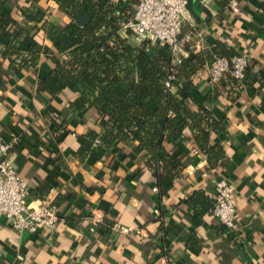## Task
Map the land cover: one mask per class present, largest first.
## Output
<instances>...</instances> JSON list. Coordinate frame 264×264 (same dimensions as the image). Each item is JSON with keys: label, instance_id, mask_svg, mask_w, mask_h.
I'll return each instance as SVG.
<instances>
[{"label": "crops", "instance_id": "0c3cea01", "mask_svg": "<svg viewBox=\"0 0 264 264\" xmlns=\"http://www.w3.org/2000/svg\"><path fill=\"white\" fill-rule=\"evenodd\" d=\"M262 1L223 12L215 0L200 4L210 13L199 9L202 39L192 49L221 39L249 52L251 74L239 89L228 77L217 83L205 75L200 83L201 98L219 90L217 111L228 119L227 131L213 135L225 150L221 167H209L186 129L179 142L187 152L185 168L159 181L138 141L96 144L94 154L80 155L88 129L101 130L94 111L68 109L75 97L69 89L57 95L39 89L57 52L42 25L71 17L54 0H0V139L13 144L8 156L28 182V203L52 201L64 219L53 233H32L17 232L0 217V264H264ZM59 116L67 123L60 137L52 129ZM220 177L235 186L238 236L207 209ZM117 224L133 231L120 232Z\"/></svg>", "mask_w": 264, "mask_h": 264}, {"label": "trees", "instance_id": "16d2710c", "mask_svg": "<svg viewBox=\"0 0 264 264\" xmlns=\"http://www.w3.org/2000/svg\"><path fill=\"white\" fill-rule=\"evenodd\" d=\"M54 1L71 21H45L42 25L55 41L57 52L52 57L54 69L40 82L39 89H48L54 95L69 89L75 97L68 101V109L80 115L94 111L101 130L88 129L80 155L94 154L96 144L117 148L138 141L152 159L150 167L156 178H174L187 163V152L179 142L185 130L190 129L194 141L206 153L209 167L219 169L225 150L213 135L227 131L228 119L217 111L219 90L214 88L201 98L200 83L216 57L231 58L247 52L239 53L217 39L198 52L188 48L189 55L174 64L169 46H151L147 40L141 44L130 41L132 32L126 25L134 17V0ZM230 1L215 0L221 12L233 9ZM236 1L239 7L247 0ZM194 8L198 14L200 8L210 13L199 0H194ZM260 8L264 13V0ZM82 13L89 16L85 24L77 21ZM37 15L42 19L45 11L40 10ZM202 22L196 21L199 28ZM191 30L190 24H184V32ZM41 48L37 46L38 50ZM250 74L248 64L244 80L226 73L217 83L228 77L232 87L239 89L248 84ZM60 116L52 123L58 136L67 131V123ZM214 204L215 199L207 205L210 213Z\"/></svg>", "mask_w": 264, "mask_h": 264}, {"label": "built area", "instance_id": "2783aa9c", "mask_svg": "<svg viewBox=\"0 0 264 264\" xmlns=\"http://www.w3.org/2000/svg\"><path fill=\"white\" fill-rule=\"evenodd\" d=\"M134 1V17L126 27L131 29L139 44L147 40L151 46H169L173 63L179 64L189 55V49L201 41L202 31L187 7L188 0ZM211 2L212 0H199V3L206 7ZM229 6L236 8L237 1L231 0ZM186 21L193 27V31H183ZM249 57V52L231 58L216 57L208 66L206 76L210 81L217 82L224 74L231 73L239 80H244ZM167 84L170 85L169 82ZM12 146V143H6L0 139V217L6 218L17 232L27 230L32 233H53L64 221L59 214L58 207L52 201L36 206L28 203V182L17 171L13 160L8 156ZM234 192L235 186L227 178L217 179L215 204L211 213L228 232L238 236L241 226L233 200ZM115 228L124 233L133 231L132 227L118 224Z\"/></svg>", "mask_w": 264, "mask_h": 264}, {"label": "water", "instance_id": "95a60500", "mask_svg": "<svg viewBox=\"0 0 264 264\" xmlns=\"http://www.w3.org/2000/svg\"><path fill=\"white\" fill-rule=\"evenodd\" d=\"M187 7H188L190 13L192 14V16L197 21H199L200 20V17L198 15V13L195 11V8H194V0H188ZM88 19H89V16L86 13H82V14H80V15L77 16V21L80 24H85L88 21Z\"/></svg>", "mask_w": 264, "mask_h": 264}, {"label": "rangeland", "instance_id": "374dc122", "mask_svg": "<svg viewBox=\"0 0 264 264\" xmlns=\"http://www.w3.org/2000/svg\"><path fill=\"white\" fill-rule=\"evenodd\" d=\"M187 24H189V22H185V25H187ZM132 32V31H131ZM130 41L131 42H133V43H135V44H139L136 40H135V38H134V36H133V33H131V35H130Z\"/></svg>", "mask_w": 264, "mask_h": 264}]
</instances>
